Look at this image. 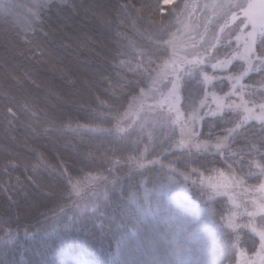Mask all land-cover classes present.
<instances>
[{
    "label": "trees",
    "instance_id": "16d2710c",
    "mask_svg": "<svg viewBox=\"0 0 264 264\" xmlns=\"http://www.w3.org/2000/svg\"><path fill=\"white\" fill-rule=\"evenodd\" d=\"M6 2L15 7L0 14V264H180L188 253V264H231L237 234L236 245L253 252L250 228L228 227V218L246 225V208L237 210L203 178L231 173L224 163L231 153L222 149L209 170L186 169L196 149L178 147L180 125L168 120L175 113L152 104V95L141 99V89L151 87L147 80L130 91V81L144 78L133 79L128 53L136 54L135 68L161 31L182 38L181 15L164 18L176 5L182 12L185 0L162 5L155 19L141 8L155 0ZM212 26L196 47L211 38ZM165 85L171 87L164 79L154 89ZM190 87L194 95L195 84ZM117 122L123 132L116 133ZM197 131L206 138L209 129L198 125ZM222 132L228 135L213 131L212 144ZM261 135L257 122L228 143L232 152H248ZM254 159L264 165L259 155ZM192 168L198 173L189 175ZM257 168L233 173L253 185ZM166 203L169 215L161 209ZM183 216L193 220L186 231L196 241L188 252L180 241Z\"/></svg>",
    "mask_w": 264,
    "mask_h": 264
},
{
    "label": "snow or ice",
    "instance_id": "6c2138e0",
    "mask_svg": "<svg viewBox=\"0 0 264 264\" xmlns=\"http://www.w3.org/2000/svg\"><path fill=\"white\" fill-rule=\"evenodd\" d=\"M169 3L171 0H155L152 4L141 5V8L146 7L153 13L155 19L156 14L163 10L162 5ZM14 7L15 5L6 0H0V14L5 17L12 14ZM126 7L130 11L135 8L132 4ZM194 7L195 5L185 4L184 13ZM205 7H211L214 11L219 10L221 15L213 23L211 38L199 47H196L193 42L191 49L183 48L185 41L176 33L169 34L165 29L156 36L149 49L139 53L142 59L136 61L135 68L131 60H136V54L128 53L131 60L126 66L133 71V79L135 80L136 76L144 78L135 80V83L130 81V91L135 92L137 87L147 80L151 83V87H148L147 91L141 89V99L152 95L154 99H158V105L166 104L169 112L175 113L174 117L169 115L168 120L172 124L179 123L180 125L182 138L178 147L181 149L187 147L190 152L192 147L196 149L185 160L186 169L189 164H197L200 168L209 170L208 165L219 162L218 155L223 149L226 153H231L224 159L230 172L238 171L247 175L244 173V168H251L253 164H256L260 169V174L264 175V165L258 164L254 159L256 155H259L264 160V135H261L257 141L250 142L248 152L243 149L232 152L228 143L238 129L249 124L254 125L258 122L261 131L264 132V92L257 99L256 90L251 87L252 84L264 85V0H259V2L256 0H239V2L221 0L220 3L205 5ZM178 15H183L180 5H176L174 9H168V17L164 19ZM180 23L183 24V21L181 20ZM217 25L219 26L218 33L215 30ZM184 31H187V27ZM254 72L259 73V81L253 80L252 73ZM164 79H168L171 87L165 85L166 91L159 89L153 91L155 86ZM245 80L250 83L245 84ZM193 83L197 89L194 95L190 87ZM182 84L184 85L183 91L186 92L183 97L181 96ZM157 92H159L158 97ZM144 122V120L141 121V127ZM198 125L209 129L206 138H204V132L197 131ZM228 125L233 127L229 128ZM216 128L223 129L228 135L225 136L222 132L220 136L215 137V144H212L213 131ZM123 131L124 129L120 128L117 122L116 133ZM192 141L196 143L193 145ZM213 148L216 152H212ZM200 153H205L202 158ZM249 155L253 157L252 160L247 159ZM237 156L239 159L234 158ZM234 165L238 167L234 169ZM197 173L198 169L192 168L189 175ZM189 175H184L185 181L189 179ZM69 181L71 182V178ZM232 182L234 187H242L244 184V180L235 175L232 177ZM259 191L264 192V184L260 185ZM207 192L211 196L217 194L214 191ZM258 213L264 216V204L257 205L254 211L248 213V216L254 217ZM228 227L233 231L238 228L251 227L252 231L256 232V228L250 223L239 225L230 220ZM257 234L260 240V251L257 256L260 264H264V230ZM239 241L240 235L237 234L236 243ZM233 246L235 247L236 244Z\"/></svg>",
    "mask_w": 264,
    "mask_h": 264
},
{
    "label": "rangeland",
    "instance_id": "374dc122",
    "mask_svg": "<svg viewBox=\"0 0 264 264\" xmlns=\"http://www.w3.org/2000/svg\"><path fill=\"white\" fill-rule=\"evenodd\" d=\"M173 1H176V0H171V2ZM218 1L219 0H185L184 5L190 4V5H195V7L190 9L186 13H184V9H183L182 10L183 15H181L182 18L178 21L179 23L178 28L180 29V34L182 36V39L185 41V43L182 45L183 48L191 49L193 47V42H195V45H198V44H201L205 40V38H207L205 37L203 30L206 27L209 28L211 25H213V23L216 21V18L220 16L218 14H221V12L219 10L214 11L213 8L211 7L206 8L205 5L217 4ZM232 2H239V0H232ZM256 2H259V0H256ZM202 14L205 16L204 21H202ZM213 17H214V22L212 21ZM36 18L37 17H35V19ZM181 20L183 21V24L180 23ZM185 27H187V31H184ZM200 36H202L204 39L202 38L200 40ZM255 74L257 73L255 72L252 73V75H255ZM259 80L260 79L256 81H259ZM166 82H168V79H166ZM245 84H247V82ZM251 87L256 90V94H257L256 98L259 99L260 94L264 92V85H260V84L255 85V86L251 85ZM157 89L162 91V89L158 87L154 90L156 91ZM157 96H159V92H157ZM151 103L169 112L168 106L166 104L162 106L158 105V99H154V101H152ZM252 174L260 176L258 181L252 185L251 183H247L246 178L240 177L241 179L244 180V184L242 187L233 186L232 177L233 175H235L233 172L226 173L223 171H219L216 174L213 173L210 176L203 177L209 183H212L214 186H216V188L223 189L225 193L227 194V197L229 198V202L232 203V205L235 204L233 205V207H235L237 210H240L238 206L243 207L241 210H244V208H246L245 215H247L248 217L246 225L250 223L252 226L256 228V232H253L252 228L249 227L250 231H252V233L257 238V243L254 247L253 252H249L248 250H245L242 247L236 245L235 246V250H236L235 258L231 264H260V260L257 256V254L260 251V240H259V236L257 233L261 230H264V216L258 213L254 217H249L248 213L254 211L257 205L264 204V192L259 191L260 185L264 184V175L260 174L259 167L257 168V170H253ZM161 209L164 210L165 215L166 214L169 215L170 212H172L171 205L167 203L163 205ZM186 217L183 216L182 217L183 219H180L181 226L179 227L181 228H179V231H180V241H182L183 244L186 246L185 249H186V252H188L191 246L194 243H196V241L193 240L194 236L192 237L193 230L192 232L186 231L187 229L191 228V227L189 228V226H192V223H193V220L186 219ZM227 220L230 221L231 218H228ZM232 222L235 223L236 221L232 219ZM235 242L236 241H233V243ZM192 256H193V253H192ZM196 256H197V253H196ZM252 257H253L252 260H254V258L256 259L254 263H252L250 260V258ZM194 258L195 256L192 258V260ZM190 260H191V253L182 255L180 259V264H188ZM225 264H228V263H225Z\"/></svg>",
    "mask_w": 264,
    "mask_h": 264
},
{
    "label": "bare ground",
    "instance_id": "6f19581e",
    "mask_svg": "<svg viewBox=\"0 0 264 264\" xmlns=\"http://www.w3.org/2000/svg\"><path fill=\"white\" fill-rule=\"evenodd\" d=\"M250 260H251V262H252V263H254V262L256 261V259H255V258H254V260H252V259L250 258Z\"/></svg>",
    "mask_w": 264,
    "mask_h": 264
}]
</instances>
